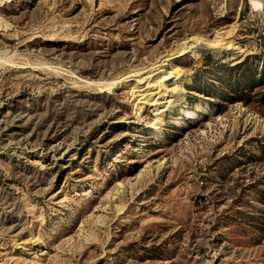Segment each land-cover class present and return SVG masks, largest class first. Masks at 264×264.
<instances>
[{
    "label": "rangeland",
    "instance_id": "1",
    "mask_svg": "<svg viewBox=\"0 0 264 264\" xmlns=\"http://www.w3.org/2000/svg\"><path fill=\"white\" fill-rule=\"evenodd\" d=\"M253 1L0 0V264H264Z\"/></svg>",
    "mask_w": 264,
    "mask_h": 264
},
{
    "label": "bare ground",
    "instance_id": "2",
    "mask_svg": "<svg viewBox=\"0 0 264 264\" xmlns=\"http://www.w3.org/2000/svg\"><path fill=\"white\" fill-rule=\"evenodd\" d=\"M251 1L255 6L258 5L257 2H255L253 0H251ZM188 45L190 46L189 48L191 51L194 48H200L199 47L200 42L195 37L191 38ZM188 45H186V46L188 47ZM163 64H164V59H159L156 63L152 64L149 68H147V69H142V68L141 69H135L133 72L129 73L127 76H130V75H133L134 77L136 76L135 80L140 82L143 79H147L148 77L152 76L155 73V70H157L159 68H160L159 70H163V68L161 67ZM180 76H181L180 71L177 68H171V69L167 70V72H165V77L157 80V84H156L157 89H155L154 91H148L145 93L144 92L143 93H141V92L137 93V95L140 96L139 100H141V102L147 106H151V105L157 103L162 98V96L164 94L171 92L174 89H176V87L180 84V81L183 80V78H184L183 76L182 77H180ZM145 81H147L148 83L150 82V80H145ZM145 86H147V85H145ZM143 90H144V88H143ZM195 108L200 110L201 106L199 104H196ZM182 111L187 117H189L193 114V112L191 110L182 109Z\"/></svg>",
    "mask_w": 264,
    "mask_h": 264
}]
</instances>
